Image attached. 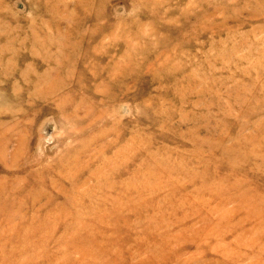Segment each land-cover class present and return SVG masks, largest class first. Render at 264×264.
Returning <instances> with one entry per match:
<instances>
[{
	"label": "rangeland",
	"instance_id": "obj_1",
	"mask_svg": "<svg viewBox=\"0 0 264 264\" xmlns=\"http://www.w3.org/2000/svg\"><path fill=\"white\" fill-rule=\"evenodd\" d=\"M0 264H264V0H0Z\"/></svg>",
	"mask_w": 264,
	"mask_h": 264
}]
</instances>
